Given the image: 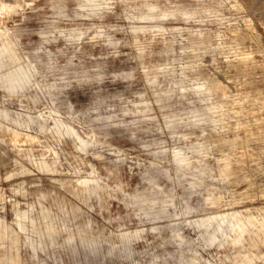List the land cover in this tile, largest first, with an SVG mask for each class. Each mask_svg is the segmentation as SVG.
Instances as JSON below:
<instances>
[{
	"label": "clouds",
	"instance_id": "1",
	"mask_svg": "<svg viewBox=\"0 0 264 264\" xmlns=\"http://www.w3.org/2000/svg\"><path fill=\"white\" fill-rule=\"evenodd\" d=\"M0 264H264V0H0Z\"/></svg>",
	"mask_w": 264,
	"mask_h": 264
}]
</instances>
